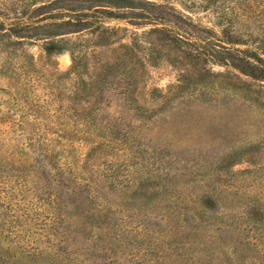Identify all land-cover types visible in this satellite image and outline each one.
I'll return each mask as SVG.
<instances>
[{
  "label": "rangeland",
  "instance_id": "rangeland-1",
  "mask_svg": "<svg viewBox=\"0 0 264 264\" xmlns=\"http://www.w3.org/2000/svg\"><path fill=\"white\" fill-rule=\"evenodd\" d=\"M50 1L0 0V15ZM142 1L264 61V0ZM111 25L132 52L91 44L80 77L85 35L0 41V257L264 264V81L192 59L153 26Z\"/></svg>",
  "mask_w": 264,
  "mask_h": 264
},
{
  "label": "trees",
  "instance_id": "trees-1",
  "mask_svg": "<svg viewBox=\"0 0 264 264\" xmlns=\"http://www.w3.org/2000/svg\"><path fill=\"white\" fill-rule=\"evenodd\" d=\"M115 21L134 28L153 26L151 32L174 38L187 48L188 57L192 59L202 57L216 64L230 65L253 79L264 81V61L255 53L225 46L213 31L197 25L191 18L178 13L173 7L149 1L52 0L33 8L26 16L14 21L5 20L0 15V41L11 42L14 39L40 41L53 49L66 47L62 44H66L69 36L85 35L80 38L82 43L73 49V61L76 64L72 68V76L80 77L86 60L93 56L88 54L92 46L110 48L118 44L114 49L122 57H127L128 51L132 52L133 48L130 45L119 43L123 40L119 33L127 29L112 26L111 22ZM200 215V211L197 210L185 214L193 222L199 221L200 225H205L206 221ZM185 222L188 223L186 220ZM34 252L40 251L36 249ZM51 258L55 263L60 261V257ZM74 261L67 257L65 263L82 264ZM0 264H6L2 257Z\"/></svg>",
  "mask_w": 264,
  "mask_h": 264
}]
</instances>
